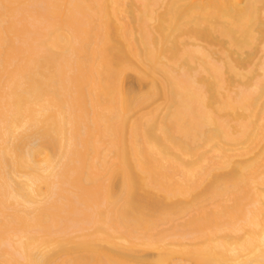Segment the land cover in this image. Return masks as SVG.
Here are the masks:
<instances>
[{
  "label": "bare ground",
  "instance_id": "obj_1",
  "mask_svg": "<svg viewBox=\"0 0 264 264\" xmlns=\"http://www.w3.org/2000/svg\"><path fill=\"white\" fill-rule=\"evenodd\" d=\"M0 264H264V0H0Z\"/></svg>",
  "mask_w": 264,
  "mask_h": 264
}]
</instances>
